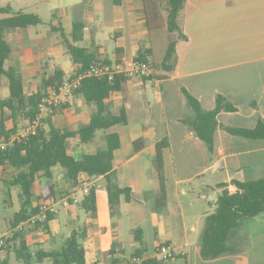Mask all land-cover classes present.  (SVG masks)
<instances>
[{
  "label": "crops",
  "instance_id": "1",
  "mask_svg": "<svg viewBox=\"0 0 264 264\" xmlns=\"http://www.w3.org/2000/svg\"><path fill=\"white\" fill-rule=\"evenodd\" d=\"M73 2L70 5L71 25L72 7L83 0ZM149 2V7L157 5L159 8L158 0ZM54 14L57 17L55 19L63 24V15L57 11L51 13L49 21L54 20ZM41 20L43 23L42 18ZM84 20L85 38L77 45L89 47L93 35L97 51L106 62L122 61L128 65L136 59L140 47L152 48L159 56L166 48L165 41L161 40L164 33L155 31L148 22L144 0H122L120 5H116L114 0H93L86 4ZM33 28L17 29L7 36L12 48L9 59L12 65L9 67L14 68L22 78L25 91L29 95L41 91L37 78L44 72L43 69L51 71L60 68L68 77L73 75L74 70L63 41L64 48H61L59 38L51 36L58 34L52 33L50 29L46 35L41 36L38 30L33 32ZM182 29L187 39L177 44L178 64L169 79H130L123 84L121 91L113 93L105 102L113 114L118 115L121 109H125L129 117L127 125L113 128L120 135L121 141L120 148L115 152V169L120 185L130 187L133 194L130 203H122V215L115 219L111 217L105 188L102 196L107 208L99 210L98 187L104 182L102 178L90 179L86 174H81L78 186L69 194H66L68 184L63 175H58L56 180H50L48 185L43 183L46 178L35 184V195L39 197L43 189L57 182L56 188L63 195L47 204L59 203L63 196L78 199V203L71 208L58 207L59 212L51 222L48 232L52 228L57 231L63 210L68 218L78 219L74 208H81L83 199L78 197V193L81 191L83 197L85 196V183L96 187V211L88 213V222L83 227L86 229L87 241L84 242V248L88 264H100V261L90 260V248L101 254V263L112 249L125 257L122 242L126 237H130L132 242L131 258L142 247L134 236V230L139 227L144 229V240L148 241L151 248H147L145 258H154L152 248L157 249L160 242L171 244L177 251L189 257L186 252L191 241L186 231L180 236L179 229L172 230L171 220H162V213H154L151 206L158 188L154 173V149L164 138H168L170 143V147L164 152L168 192L166 211L171 207L173 197L181 205V194L185 195L186 187L193 183L204 188V193L216 194L218 198L222 191L219 189L221 184H230L229 187H232L233 180L249 182L264 178V140L233 136L218 128L215 135L216 149L211 157L194 131L181 123V119L188 112L183 89L196 97L205 110L215 108L218 95L233 102L238 111L221 112L217 116L219 125L254 128L260 120L264 121V0H186L182 12ZM43 62L45 64L42 66ZM25 79L28 80L27 85ZM64 106L55 116L54 123L66 131H76L87 125L95 109L94 105L88 104L76 92ZM8 111L5 110L7 129L22 127L20 117L15 119L11 111ZM23 120L25 124L28 123V120ZM102 133V130L97 131L95 138L85 144L78 139L69 141V152L82 158L86 154L105 149V133ZM89 144L94 145V149L86 151L85 147ZM1 166L6 172L5 167ZM13 169L11 168L12 171ZM214 206L216 207V201ZM18 227L15 231H18ZM80 228L82 227L73 231ZM26 232L29 235L25 236V240L32 251L30 238H40L38 234L42 231L30 229ZM108 232L115 236V244L112 241H101L99 235ZM8 235L3 233L0 237ZM157 235L166 239L157 242ZM170 238H174L175 242ZM87 243L89 245L86 246ZM195 253L200 254V245L196 246ZM241 255L244 254L207 261V264H245L243 260L240 261Z\"/></svg>",
  "mask_w": 264,
  "mask_h": 264
},
{
  "label": "trees",
  "instance_id": "2",
  "mask_svg": "<svg viewBox=\"0 0 264 264\" xmlns=\"http://www.w3.org/2000/svg\"><path fill=\"white\" fill-rule=\"evenodd\" d=\"M91 1L93 0H83V2L72 7V29L69 35L66 34L63 24L55 19L57 17L54 14V20L50 22V29L52 33L60 35L74 66L73 75L68 77L60 68L51 71L43 69L41 91L33 95L26 93L24 81L16 70L12 67H6V62L12 54L7 36L8 33L17 29L41 25L42 20L33 13H13L11 7H0V14L4 15L0 18V90L2 80L6 77L10 92L8 98L1 99L0 97V136H9L17 129L16 126L7 129L6 109L11 111L15 119L21 116L32 122L40 114L39 103L48 94L49 89L58 87L67 79L85 72L92 64H110V62H106L100 57L93 35H91L89 47H79L77 45L85 38L84 11L86 4ZM121 1L114 0V3L120 5ZM185 1L158 0V8L157 5L156 7H149L151 2L144 0L149 24H152L155 31L160 32L165 28V33L168 36V43H166L164 53L160 56L152 48L140 47L136 59L150 64L153 71L150 77L144 78L145 81H164L174 73L178 64L177 44L179 41L187 39L182 29V12ZM163 14L166 16L164 17ZM128 80L119 77L113 81L96 77L83 79L76 93L82 95L88 104L95 106L91 120L87 125L81 126L76 131H66L54 123V118L60 110L47 113L40 121L36 135L31 136L22 143L13 144L0 154V165L10 166L19 171L13 185L20 186L23 190L21 196L22 207L14 215L11 223L12 229L15 230L21 223L32 216L38 215L40 206L63 195L56 188L57 182H54L49 188L43 189L39 197L35 195V184L38 181L44 178L56 180L58 175H63L68 184L66 194L71 193L78 186L81 174H86L90 179L102 178L105 182L111 217L115 219L122 215V203H130L133 200V194L130 187L120 185L115 169V152L120 148L121 141L120 135L113 128L119 125H127L129 117L125 109H121L118 115L113 114L105 102L113 93L121 91L123 84ZM183 93L186 98L188 112L181 119V123L194 131L206 146L211 157H213L216 149L215 135L218 128L233 136L251 140H264V121L262 120L254 128L219 125L217 116L221 112L234 113L238 111L235 104L226 97L218 95L215 108L205 110L200 101L190 92L183 89ZM100 130L105 132V149L98 150L93 154H86L82 158H77L69 152V141L78 139L82 144L89 143L95 138L96 132ZM137 144L139 145V143ZM169 147V139L164 138L156 144L154 149V173L158 188L153 195L151 206L156 214L163 213L168 206L164 152ZM232 185L238 189L234 194L229 193V184L219 186L222 191L216 201V210L205 216V226L200 241V257L204 261H214L222 257L242 253L247 246L246 241H244L245 235L242 234L244 224L264 213V178L249 182L233 180ZM35 200H37V203ZM96 202V187L91 186L89 194L83 197L80 205L88 213H91L96 211ZM56 216V214L48 215L45 222L38 223L33 229L48 231ZM144 234V229L141 227L134 230L135 240L142 247L132 255L133 260L135 258L141 259L136 264H164V262H160L153 257L145 258L147 247L144 244ZM85 237L86 229L82 231L80 229L74 230L62 249L58 251H39L37 253H32L29 249L21 231H15L7 239V242H19L15 254L17 259L23 260L25 264H32L33 261L39 264H44L45 261H50L53 264H88L86 250L79 243V240ZM2 247H0V251ZM182 256H184L182 253H178L175 254L173 259ZM184 257L187 258V256ZM0 264H9V261L0 259ZM93 264H98V262ZM102 264L130 263L125 257L120 256L115 249H112L107 256H104Z\"/></svg>",
  "mask_w": 264,
  "mask_h": 264
},
{
  "label": "rangeland",
  "instance_id": "3",
  "mask_svg": "<svg viewBox=\"0 0 264 264\" xmlns=\"http://www.w3.org/2000/svg\"><path fill=\"white\" fill-rule=\"evenodd\" d=\"M75 1V2H73ZM78 0H0V7H11L13 13L17 12H26V13H33L38 14L43 19V23L37 27H34L32 30L35 32V30H38L42 35H46L50 30V21L49 17L51 13L62 14L63 15V26L66 31V34H70L72 25L70 19V5L73 3H76ZM164 17L166 15H163ZM4 17V15L0 14V18ZM165 19V18H164ZM37 28V29H35ZM165 33V28L161 31ZM163 34H161L162 36ZM51 36L59 38L60 42L62 43V40L58 35ZM168 36L166 33L161 37V40L165 41V43H168ZM162 45V44H161ZM61 48H64L63 43ZM166 46V44H165ZM165 49V48H164ZM45 63H42V66ZM10 65H12V61L9 62V60L6 62V67L8 68ZM63 67V66H62ZM151 68V67H150ZM152 71V70H151ZM153 73V71H152ZM43 78L42 74H39L37 78L38 84L41 85V80ZM26 85L28 83V80L25 79ZM34 85V84H33ZM151 89V88H150ZM1 99H5L9 96V87H8V80L6 77L2 80V88H1ZM9 112V111H8ZM9 116V115H8ZM7 119V118H6ZM20 119L22 120L23 126L20 128H23L26 126L25 121L20 116ZM105 133L104 131H102ZM102 133V134H103ZM94 149V145L89 144L87 147H85L86 151H91ZM6 169V172L3 171V167L0 165V235L3 233L9 234L6 236L5 244L2 247V250L0 251V259L5 260L7 259L9 261V264H25L23 260H19L16 257L15 250L19 246V242L12 241L7 242V239L11 237L10 235L15 232L11 230V223L14 219V215L20 211L22 207V199L21 196L23 195V190L20 186L13 185V182L15 181V178L17 176L16 170L4 166ZM4 172V173H3ZM50 180L44 179L43 183L45 185L49 184ZM232 184V183H231ZM230 185V184H229ZM105 188V182H101L100 186L98 187V193L100 195V202H99V210L103 211L106 210L107 204L104 200L102 193ZM204 188H201L197 183H193V185H190L186 187V194H181L180 198L182 199L181 205L180 203L175 200V198H172V205L166 211L160 215V218L162 220L170 219L172 223V230L173 229H179V232L181 233L180 236H182V233L186 231V234L188 235L191 246L187 249V252L189 257L185 258L182 256L181 258L173 259L170 261L164 262V264H207V261H204L201 259L199 253H195L196 246L199 247L200 241H201V234L205 226V215L211 214L215 212L216 207L215 201H217V195L211 194V193H204ZM229 190V189H228ZM206 195L205 197H203ZM78 197L81 199L83 198V193L80 191L78 193ZM214 203V205L212 204ZM152 205V202H151ZM76 211V215H78V219L76 217H73L74 219H70L67 217L66 212L63 210L60 214V225L57 228V231H55L54 228L51 229L50 232L48 231H42L38 234V236L41 238H36L32 240L30 238V244L32 245V252L37 253L39 251H58L62 249L65 246L66 241L71 237L73 233V229H76L78 227L80 228V231L83 230V227L85 226V223L88 222V212L84 208H74ZM264 214V213H263ZM263 216V217H261ZM260 217L255 219H251L247 221L242 229V234L245 235L246 241V248L245 250L240 253L244 254L241 255L240 261L246 262L245 264H264V222L260 220H264V215H261ZM261 218V219H260ZM33 229L28 224L25 225V230L23 233V238L25 236L29 235L27 233V230ZM185 229V230H184ZM11 231V234H10ZM13 235V234H12ZM36 235V234H35ZM101 241L108 242L115 244L116 238L111 233L108 232L107 234H100ZM128 236V235H126ZM163 239H166L164 236L155 237V240L162 241ZM169 239V238H168ZM171 241L175 242L174 238H170ZM87 239L82 238L79 240V243L82 246L84 245V242L86 243ZM42 242V245H41ZM122 247L125 249L124 256L125 259L128 260L130 264H136L135 258L133 260V257H129L132 252V242L130 241V237H126L122 242ZM144 244L151 250L149 247V243L147 240H144ZM164 242H161L162 245ZM89 245L88 243L86 246ZM1 247V246H0ZM1 249V248H0ZM152 251L154 254L158 253V249L152 248ZM181 253L180 251L176 250L175 254ZM237 254V255H240ZM90 260H96L100 261L101 263V254L99 252H95L94 249L90 248L89 251ZM123 257V256H122ZM228 257V256H226ZM223 258V257H222ZM159 261V260H158ZM163 262V261H160ZM32 264H39L35 261L32 262ZM44 264H53L50 261H45Z\"/></svg>",
  "mask_w": 264,
  "mask_h": 264
},
{
  "label": "built area",
  "instance_id": "4",
  "mask_svg": "<svg viewBox=\"0 0 264 264\" xmlns=\"http://www.w3.org/2000/svg\"><path fill=\"white\" fill-rule=\"evenodd\" d=\"M150 64L133 60L130 64L125 65L121 62L113 63H101L92 64L85 72L78 74L77 76L67 79L58 87L49 89L48 94L44 96L39 103L40 114L38 117L26 124L23 128L17 129L9 136H0V154L13 146L15 143H22L28 140L31 136L37 134V129L40 125V121L47 113H54L61 110L62 107L68 102L70 96H72L81 86L83 79L87 77L105 78L108 81H113L115 78H148L152 75ZM229 193L234 194L238 191L236 186L229 187ZM90 191V184L85 183L83 192L88 195ZM78 203V199L63 196L59 203H50L40 206V212L36 216H32L27 221L21 223L18 227V231L24 232L25 225H29L34 228L38 223H43L48 219V215L57 214L59 212V206L61 208H71ZM6 236L0 237V246H3L6 241ZM158 253L154 255L159 261H170L174 258L176 249L169 243H164L157 247ZM136 262H140L141 259H135Z\"/></svg>",
  "mask_w": 264,
  "mask_h": 264
}]
</instances>
